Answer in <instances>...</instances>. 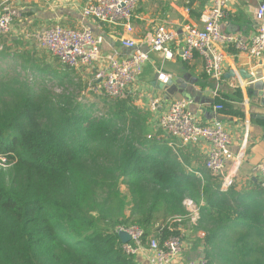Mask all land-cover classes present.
Listing matches in <instances>:
<instances>
[{
	"label": "trees",
	"instance_id": "1",
	"mask_svg": "<svg viewBox=\"0 0 264 264\" xmlns=\"http://www.w3.org/2000/svg\"><path fill=\"white\" fill-rule=\"evenodd\" d=\"M48 59L0 36V264H139L115 229L138 226L145 245H162L180 235L173 220L188 215V198L204 202L208 264H264L262 189L223 191L208 170L198 178L166 137L148 139L134 97L80 101L95 94L88 78L78 95L56 94L45 77L64 83L79 70Z\"/></svg>",
	"mask_w": 264,
	"mask_h": 264
},
{
	"label": "crops",
	"instance_id": "2",
	"mask_svg": "<svg viewBox=\"0 0 264 264\" xmlns=\"http://www.w3.org/2000/svg\"><path fill=\"white\" fill-rule=\"evenodd\" d=\"M90 1L0 0V13L6 6L21 12V19L16 21L8 36L11 40L19 39L28 47L39 48L31 35L55 24L72 29L90 28L95 35L103 38L102 60L93 66L94 76L97 71L106 67L109 56L128 55L129 51L122 46L124 39H133L142 44V48L149 53V61L138 81L129 88L128 95L136 98V104L150 115L149 124L155 123V129H159L162 113L174 102L190 101L189 110L200 124L212 125L219 121L230 134L231 153L241 159L238 168L229 162L225 172L234 176V189L237 192L262 189L255 168L264 164V121L255 119L251 113V97L248 93L250 82L247 77L258 76L264 81V60L250 58L247 54H239L230 48L223 64L224 76L221 81H216L205 73L204 62L199 55L192 62H184L174 44L170 47L174 58L168 60L163 53L153 52L148 46L159 25H166L178 32L185 25L201 28V14L211 6L212 0H142L133 20L132 33H127L124 26L102 25L84 18L82 12ZM262 3L264 0H229V17L223 22L222 30L249 41L259 29L256 10ZM230 72L234 76H228ZM162 76H169V81H165ZM215 92L219 93L220 99H216ZM155 101L160 104V110H152L151 105ZM216 105H223L224 110L217 111ZM160 135L159 140L166 137L169 147V143L177 144L176 140L168 138L164 133L161 132ZM170 148L180 160L187 161L188 170L198 178L201 179L207 172L206 160L211 145L206 141L176 150ZM198 205L202 207L204 202L201 201ZM180 228L184 233V252L179 264L203 259L205 232L188 221L183 222ZM137 261L139 264H150V254L142 252Z\"/></svg>",
	"mask_w": 264,
	"mask_h": 264
},
{
	"label": "built area",
	"instance_id": "3",
	"mask_svg": "<svg viewBox=\"0 0 264 264\" xmlns=\"http://www.w3.org/2000/svg\"><path fill=\"white\" fill-rule=\"evenodd\" d=\"M142 0H91L82 12V16L95 20L102 25L124 26L127 33H132L133 20ZM229 0H212L211 6L205 9L200 17L202 27L185 25L180 32L171 30L166 25L155 28L152 39L148 42L150 50L163 53L171 60L174 53L170 47L177 45L178 53L184 62H192L199 55L208 77L221 81L224 76L223 64L228 49L233 48L239 54H247L250 58L264 60V3L256 10V17L260 23L257 33L249 40L241 36L227 34L222 30L223 22L229 17ZM22 14L10 6L3 8L0 13V36L10 34L17 20ZM31 37L39 48L56 58L62 65L73 69L90 68L102 60L101 46L103 38L97 36L88 27L72 29L55 24L44 31L37 32ZM122 46L129 53L125 57L113 54L108 57L106 67L97 71L91 90L98 95H105L112 99L124 98L129 88L133 86L142 74L149 53L143 45L133 39H124ZM165 81L169 76H162ZM171 80V79H170ZM220 99L218 92L214 93ZM190 101L174 102L160 118V129L177 144H170L176 150L192 144L206 141L211 145L206 160V169L214 176L223 178V191H227L235 184L234 176L227 171L228 163L238 166L241 163L239 156L231 153V136L219 121L212 125L200 124L189 110ZM152 110H160V104L152 103ZM217 111L224 110L223 105H216ZM255 171L260 177V186L264 191V164L256 166ZM184 205L188 215L176 218L173 223L182 224L188 221L197 227L201 218V206L193 200L187 199ZM181 229V228H180ZM116 232L126 233L131 242L124 244L128 254L138 257L146 251L150 254V264H179L184 252V233L167 239L162 245L157 240L143 243L144 231L138 226L118 227ZM188 264H208L203 258L190 261Z\"/></svg>",
	"mask_w": 264,
	"mask_h": 264
},
{
	"label": "rangeland",
	"instance_id": "4",
	"mask_svg": "<svg viewBox=\"0 0 264 264\" xmlns=\"http://www.w3.org/2000/svg\"><path fill=\"white\" fill-rule=\"evenodd\" d=\"M52 59L54 60L55 58L52 57ZM52 59L51 60L48 59V60H50L49 62L54 63L52 61ZM55 62L58 65H60L59 62H57V61H55ZM52 63H50V65H52ZM60 66H62V65H60ZM11 68H12V71H17V72L18 71L19 72H22L23 71V70L21 71V68L18 65H16V64H13V66ZM50 69L54 70L55 69V65H52V67ZM9 70H10V68H9ZM25 73H28V71H25ZM76 76H78V77H76ZM87 78L89 79L88 81H89V89H90V92H92L91 88H92V83L95 80V76L88 74L87 72H85L82 69H80L79 72L76 73L75 77L74 76H69L68 79H66V77H63L62 80H63L64 83L58 82L59 80L55 79L54 76L51 75V74H49L48 76H46L45 79H44V81L42 83H44L43 85L47 84L48 87H52L54 89V91H55L56 94H74V95H78V93H81V90L78 87V84H80V83L82 85L84 84V82L82 83L81 81H78V79L79 80H82L83 79V81H85V80H87ZM61 84H63V85H61ZM97 97H98V95L96 93L95 94L92 93V94L86 95L84 97V99H83V96H80V97L78 96V99L80 101H83V102L86 101L85 98L88 99L89 101H92V102H94L95 100L100 101V99L97 98ZM96 115H97V113H95V116ZM155 127H157V124H155V123L153 125H150V128H151L152 131L150 133H148L150 135L148 137V139H151V138H153V136H155L157 134H160L162 132L160 128L159 129L157 128V130H154ZM157 138H160V136L157 137ZM7 167L8 166H6L5 160L0 158V168L6 169ZM122 190H125V188L122 187Z\"/></svg>",
	"mask_w": 264,
	"mask_h": 264
},
{
	"label": "water",
	"instance_id": "5",
	"mask_svg": "<svg viewBox=\"0 0 264 264\" xmlns=\"http://www.w3.org/2000/svg\"><path fill=\"white\" fill-rule=\"evenodd\" d=\"M228 76H234L233 72H230ZM247 80L250 82L248 85V93L251 97V113L254 115L255 119L264 121V81L262 77L253 75H248ZM118 235L123 244L131 242V237L128 234L122 232Z\"/></svg>",
	"mask_w": 264,
	"mask_h": 264
}]
</instances>
